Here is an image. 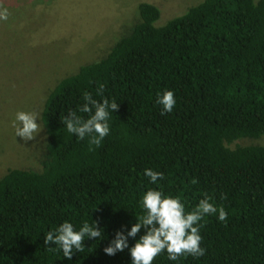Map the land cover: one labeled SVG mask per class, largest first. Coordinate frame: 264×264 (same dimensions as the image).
I'll return each instance as SVG.
<instances>
[{"label": "trees", "instance_id": "16d2710c", "mask_svg": "<svg viewBox=\"0 0 264 264\" xmlns=\"http://www.w3.org/2000/svg\"><path fill=\"white\" fill-rule=\"evenodd\" d=\"M159 17L158 6L141 1L128 34L50 90L40 168L0 177V264H131L127 249H103L143 213L148 188L178 196L186 210L208 195L228 213L225 222L204 217V256L172 262L163 252L152 264H264V145L238 144L264 135V0H201L163 25ZM100 85L119 108L96 147L61 121L84 92L100 100ZM164 90L176 106L161 115ZM145 169L164 179L151 184ZM91 220L105 239L85 240L71 260L44 245L64 221Z\"/></svg>", "mask_w": 264, "mask_h": 264}, {"label": "rangeland", "instance_id": "374dc122", "mask_svg": "<svg viewBox=\"0 0 264 264\" xmlns=\"http://www.w3.org/2000/svg\"><path fill=\"white\" fill-rule=\"evenodd\" d=\"M160 9L156 25L183 14L201 0H0V177L9 168L39 169L46 135L45 99L64 76L100 59L138 17V4ZM38 114L41 132L30 141L15 137L17 111ZM264 145V135L238 141Z\"/></svg>", "mask_w": 264, "mask_h": 264}, {"label": "clouds", "instance_id": "9594fccd", "mask_svg": "<svg viewBox=\"0 0 264 264\" xmlns=\"http://www.w3.org/2000/svg\"><path fill=\"white\" fill-rule=\"evenodd\" d=\"M7 10L0 12V20H6ZM103 85L97 89V100L89 92L82 95L83 103L77 111L68 112L62 118V123L68 133L79 140L88 139L90 145L99 147L110 133V118L119 108L115 99L103 97ZM156 103L161 107V115L171 113L176 106V98L172 90H164L158 94ZM78 113L87 114V117ZM38 114L34 111H17L11 120L15 137L24 141L33 140L40 132ZM144 175L153 185L163 180V173L145 169ZM143 213L134 218L135 222L127 229L115 232L114 237L103 249L109 256L128 250L131 264H152L161 253H167V259L172 262L181 257L204 256L206 249L201 247L200 230L205 216L215 215L220 222H225L228 213L217 206L212 197L204 195L195 207L186 210L185 204L178 196L166 195L158 188H148L141 201ZM143 232L139 235L138 233ZM105 239L104 229L98 221H84L78 228L69 221H64L54 229L49 230L43 238L44 245L49 243L63 253V258L71 260L75 253L83 252L85 240L102 241ZM133 240L132 246L129 241Z\"/></svg>", "mask_w": 264, "mask_h": 264}]
</instances>
